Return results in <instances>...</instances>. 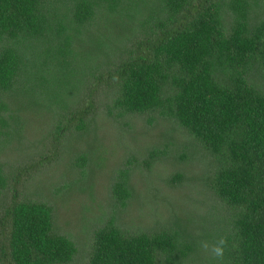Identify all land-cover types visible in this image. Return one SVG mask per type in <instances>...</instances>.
Listing matches in <instances>:
<instances>
[{
    "label": "trees",
    "instance_id": "16d2710c",
    "mask_svg": "<svg viewBox=\"0 0 264 264\" xmlns=\"http://www.w3.org/2000/svg\"><path fill=\"white\" fill-rule=\"evenodd\" d=\"M0 264H264V0H0Z\"/></svg>",
    "mask_w": 264,
    "mask_h": 264
},
{
    "label": "rangeland",
    "instance_id": "374dc122",
    "mask_svg": "<svg viewBox=\"0 0 264 264\" xmlns=\"http://www.w3.org/2000/svg\"><path fill=\"white\" fill-rule=\"evenodd\" d=\"M32 123H33V124H31L32 125V128H31L32 131L33 130H38V128L44 124L43 122L42 123H39V121H37L35 119H34V121H32ZM136 142L139 143V142H142V141L141 140H137ZM62 166H63V161L62 162H59V163H56L53 168L51 167V168H49V169L46 170L45 175L50 174V173H54V172L55 173H58V174L61 173L62 170H63ZM103 173H105V172H100L101 175H103ZM101 179H102V176H98V180H101ZM60 200L62 201V197H61ZM69 201H67L65 203V206L67 208L66 210H67V212L69 214V217L72 218V219L74 218V212H75V216L76 217L74 218V220H75V222H78L76 219L82 216L80 214V209H79V207H76L75 206L76 202H74L72 200H69ZM142 203L144 205L146 204L144 201H142ZM152 206H153V204L150 205L148 203V206L147 207L151 209ZM80 208L82 209V207H80ZM133 208L135 209L137 207L134 206Z\"/></svg>",
    "mask_w": 264,
    "mask_h": 264
},
{
    "label": "clouds",
    "instance_id": "9594fccd",
    "mask_svg": "<svg viewBox=\"0 0 264 264\" xmlns=\"http://www.w3.org/2000/svg\"><path fill=\"white\" fill-rule=\"evenodd\" d=\"M227 243V237L220 236L211 244L208 241L202 240L199 242V245L203 251L210 253L213 259L222 261L227 248Z\"/></svg>",
    "mask_w": 264,
    "mask_h": 264
}]
</instances>
